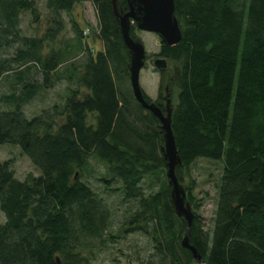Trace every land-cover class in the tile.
<instances>
[{"label":"trees","instance_id":"trees-1","mask_svg":"<svg viewBox=\"0 0 264 264\" xmlns=\"http://www.w3.org/2000/svg\"><path fill=\"white\" fill-rule=\"evenodd\" d=\"M83 2L97 12L102 49L96 53L83 44L73 18L75 43L58 40L62 13L71 15ZM115 3L120 13L129 10L128 0ZM46 7L52 27L43 36H25L22 16L40 20L36 0H0V49L18 44L14 57L0 60V75L24 67L5 96L10 107L0 109V147L19 146L40 171L21 180L13 161L0 157V210L6 216L0 264H93L92 240L103 235L110 212L83 177L92 158L106 167L103 182L119 180L124 199L138 202L135 228L160 254L150 264H200L182 244L189 224L173 201L164 132L134 95L132 52L114 0H46ZM175 16L182 40L164 44L159 56L178 63L171 115L182 161L176 175L183 182L184 171L200 158L223 162L210 229L189 188L190 243L207 264H264V0H175ZM131 36L136 38L135 25ZM78 51L84 60L76 61ZM33 70L43 76L41 83ZM63 80L64 103L29 117L24 106ZM161 99L156 104L166 113Z\"/></svg>","mask_w":264,"mask_h":264},{"label":"rangeland","instance_id":"rangeland-1","mask_svg":"<svg viewBox=\"0 0 264 264\" xmlns=\"http://www.w3.org/2000/svg\"><path fill=\"white\" fill-rule=\"evenodd\" d=\"M36 6L40 13V20L36 22L31 13H26L21 18V34L25 36H43L52 25L48 23L50 19L49 10L46 7V0H36ZM65 28L59 34L58 40L66 41L70 44L75 43V31L71 21L73 18L78 28L82 30V42L87 45L94 53L102 49V43L97 38L98 17L95 7L91 2H83L76 5L71 15L62 13ZM135 33L137 40L141 41L146 48L145 66L140 73V83L145 94L150 97L152 102L161 101L166 109V115L171 114L177 103L178 89L173 82L174 69L178 63L168 57L159 56L166 44L162 37L157 33L140 30L136 22ZM59 46V45H58ZM18 44L0 49V60L14 57ZM85 52H77L76 61L84 60ZM157 58H166L167 68L162 72L155 66ZM14 70L0 75V109H8L10 103L5 96L14 91L16 87L15 72L23 70L13 66ZM36 80L42 82L41 73L35 74ZM66 80L58 81L52 89L43 90L39 96L24 106V111L29 115H35L45 107L54 104H63L66 96ZM162 93V94H161ZM162 127V125H161ZM163 130V129H162ZM164 132V130H163ZM0 157L3 160L13 161V168L19 179L24 180L29 175L37 176L39 169L33 162L21 152L19 146L6 143L0 147ZM84 171V179L87 181L104 200V206L109 209L110 217L104 233L98 240L93 239L95 254L93 264H150L158 261L160 254L156 249V244L143 231L136 229L137 221H133V215L138 208L135 200L124 199L119 180H114L107 185L102 181L107 172L106 167L96 159L92 158L91 165ZM223 173V162L212 161L206 158L198 159L192 166L190 172L184 171V181L181 186L187 192L186 202L192 205L189 200V190L192 187L193 201L200 204L199 214L203 217L206 229L213 226V216L216 209L218 183ZM158 182V181H157ZM156 183V182H155ZM146 194L150 193V188L145 183ZM109 188V189H107ZM159 188V183L155 184L153 190ZM6 222L5 214L0 210V224Z\"/></svg>","mask_w":264,"mask_h":264},{"label":"water","instance_id":"water-1","mask_svg":"<svg viewBox=\"0 0 264 264\" xmlns=\"http://www.w3.org/2000/svg\"><path fill=\"white\" fill-rule=\"evenodd\" d=\"M115 1L114 10L120 19L123 38L132 52L130 81L134 95L147 110L153 112L159 118L164 130L165 154L168 160L167 174L172 187L173 201L177 213L180 216H184L189 224L182 244L193 252L200 264H207L196 247L190 243L189 233L194 213L190 204L186 202L187 192L181 186L176 175V166L181 164L182 161L178 154L172 130L171 114L166 115L155 102H148L140 83V73L145 66L146 48L141 41L131 36V23L136 22L140 30L159 34L167 45L174 46L178 44L182 40V29L175 16V0H128L129 10L125 13L118 11ZM154 63L158 69L167 68V60L165 58H157Z\"/></svg>","mask_w":264,"mask_h":264}]
</instances>
